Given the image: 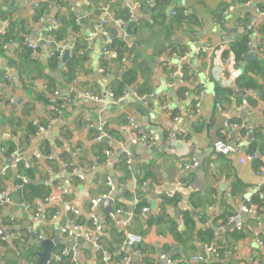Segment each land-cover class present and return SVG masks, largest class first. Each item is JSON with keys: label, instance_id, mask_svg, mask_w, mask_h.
Returning <instances> with one entry per match:
<instances>
[{"label": "crops", "instance_id": "1", "mask_svg": "<svg viewBox=\"0 0 264 264\" xmlns=\"http://www.w3.org/2000/svg\"><path fill=\"white\" fill-rule=\"evenodd\" d=\"M178 11L184 17L179 23L175 21ZM251 18L256 19L252 46L238 62L231 48L240 38L239 27ZM117 19L124 21L123 27ZM104 20L107 34L89 39ZM128 24L132 35L126 32ZM0 32H10L13 40L6 49L0 47V74L10 78L0 84V145L4 139L14 141L15 153L37 171L36 180L46 183L51 194L58 185L71 191L66 200L77 209L76 221L82 229L62 264H100L103 254L119 264H125L126 257L133 264H162L161 255L171 264H264V199L258 197L264 195V50L258 51L264 44V0H0ZM50 34L64 53L69 52L64 61V53L60 60L49 57ZM24 37L35 45L34 52L23 43ZM107 43L124 44L126 60L103 54ZM196 49L203 52L197 55ZM185 52L189 57L181 62L172 55ZM226 59L233 62L224 68L228 77L236 84L244 76L254 88L240 90L236 85L228 88L232 95L220 96L216 76ZM254 63H259L261 72L245 73ZM177 68L183 71L184 84L173 75ZM128 71L134 80L122 85ZM201 88L206 93L196 129L184 115ZM127 89L146 99L136 100L130 94L117 103H67L69 91L119 97ZM236 90L244 95L235 94ZM177 114L183 116L184 134L170 143L167 133ZM129 117L153 138V148L130 143V132L124 129ZM10 119L20 121L9 125ZM224 121L240 125L231 138ZM29 123L49 124L50 130L25 138ZM99 127L106 136L97 140ZM216 142H232L241 153L219 155L213 150ZM107 149L113 152L109 159L104 155ZM252 153H257V159L245 160ZM127 154L130 164L125 166L121 160ZM62 156L70 169L61 168ZM195 159L202 161L204 178L199 182L195 173L182 169ZM50 160L58 164L54 173L48 167ZM8 164L0 146V171ZM107 177L116 187L112 209L122 211L115 220L103 208L91 211V201L107 191ZM2 185L0 195L6 196L7 206L0 200V226L10 241L0 243V264H37L42 241H52L67 218L64 207L59 202L44 204L35 221V209L15 197L11 175ZM167 185L192 192L177 193L182 197L178 206L163 208L168 193L161 189ZM144 189L149 216L136 212L138 193ZM184 200L187 207L181 209ZM245 203L259 207V215L242 216L243 232L237 239L238 230L230 227L229 219ZM186 212L190 221L184 217ZM92 214L102 222L97 245L83 239ZM124 220H128L126 231L142 239L136 248H130L119 232ZM206 245H213L218 257L194 262ZM65 249L55 247L53 254Z\"/></svg>", "mask_w": 264, "mask_h": 264}, {"label": "built area", "instance_id": "2", "mask_svg": "<svg viewBox=\"0 0 264 264\" xmlns=\"http://www.w3.org/2000/svg\"><path fill=\"white\" fill-rule=\"evenodd\" d=\"M35 6L37 7L38 4L36 3ZM104 11H107L106 9H103ZM176 13L174 12L173 15H175ZM55 22V21H54ZM115 22L120 26L123 27L124 26V21L121 19H117L115 20ZM256 22L255 18H251L250 22L242 25L239 27V31L240 34L242 35H249V37H252V32L254 29V24ZM106 24L107 21H102V26L99 29V31L93 32L90 36L89 39H92L93 37H96V35L101 34V35H106L107 31H106ZM13 40L11 37H8L6 35V32H0V47L6 49L8 46H10L12 44ZM23 43L27 46V48H29L32 52L35 51V45H33L32 43L29 42V40L24 37L23 38ZM46 46L49 49V57L55 60H60L63 53H64V49L60 46H58L55 42L54 39L52 38V35L50 34L48 39L46 40ZM111 46L112 43H107L102 51L103 54L108 55L110 58L112 59H119L120 61L124 62L127 58V53H123L122 56L119 55V53L116 50H111ZM247 46L249 48H251L252 46V42L251 39L249 40ZM128 50H130L132 48V44L128 45ZM203 50L201 49H196L195 53L198 55L200 53H202ZM189 52H185L183 54H177V53H173L172 55L174 57H176L178 59L179 62L181 61H185L188 57H189ZM228 65H232L233 66V62L232 60L226 59L224 60L223 66L218 68V73L216 76V81L219 87L221 88H236V84L234 83L235 81L231 80L226 71H225V66ZM178 67V66H177ZM179 68V67H178ZM176 69L175 72L173 73L174 76L177 77L178 81L180 84H184L185 83V76L183 74L182 70ZM100 72H104L101 68H100ZM6 82H10V78L4 75L0 74V84H4ZM206 93V90L204 88H201L197 94L195 95V98L189 108V110L186 112V114L184 115L185 118H188L190 120H192L194 122V128L198 129L200 127L201 124V105H202V99L204 97ZM133 95L135 97L136 100H145L146 96L143 95H139L136 91H130V89L124 90L122 92V94L119 97H116L113 93H107L105 96H100V95H95L92 94L90 92L87 91H82V92H75V91H69L68 95H67V103H73L75 101H88L91 103H95V104H105V103H117L119 101L124 100L125 98H127L129 95ZM185 95L187 96V92H185ZM1 94H0V98H1ZM149 96H153L152 94H150ZM105 98L107 99V102L105 101ZM10 103H12L10 101ZM217 109L219 111H221V105L217 104ZM243 110L247 109V106H243L242 107ZM183 120V116L181 114H177L174 116L173 118V122L172 125L167 133V139L170 143H177L180 140V137L183 136L184 131L182 130V128L180 127V123ZM240 125H238L237 123H230L228 121H224L223 122V128L226 130L228 137H232L233 133L239 129ZM124 129H126L127 131L130 132V143L132 145H137L140 144L146 148H153L155 146V141L153 140V138L145 133L144 131H142L141 129H139L136 125L135 122L133 120V118L129 117L128 118V122L127 125L124 127ZM50 130V125L46 124V125H40L37 127L35 133L36 134H40V133H48V131ZM98 131L100 132V134L97 137V140H100L102 138V136H106V134L103 132V130L99 127ZM249 132L252 133V130L249 128ZM213 150L215 153L222 155V156H227L230 154H237L239 155L241 153L240 148L236 145H234L232 142L230 143H222V142H216L213 145ZM113 152L111 149H107L104 152L105 155V159H109L112 156ZM129 154H127L124 158L125 160V165L128 166L130 164V160H129ZM258 157L257 153H252L249 156L246 157L245 160L247 161H254L256 160ZM9 164L5 167L2 168V170L0 171L1 175H4L8 170H11L14 174L17 171L18 166L22 163V159L21 157L15 153L12 152L9 154ZM51 161V160H50ZM241 163H244L243 160H241ZM60 166L63 169H70L69 167L71 166L67 161H60ZM197 167V162L196 160H192L191 163H187V164H183L182 165V169L183 170H193ZM28 166L24 165L23 170H27ZM15 179L18 181V183L15 185V189L17 191H20L23 189L24 185L27 184L28 181V177L22 172L21 174H16ZM78 180H81L82 177L81 175L78 176L77 178ZM105 185L107 188V191L104 195H102L101 197L95 198L91 201V211L93 212L96 208V206L101 203L102 201L106 200V199H111L112 203L115 201L114 200V192L116 190V187L112 181L111 178L107 177L105 179ZM179 186H181V184H179ZM71 194V191L69 189H67L66 187H63L62 185H58L56 186V192L50 194L47 198H45L43 201H37L34 203V215L33 218L35 221L38 220L39 214H40V209L42 207V205L44 204H49L51 202H59L63 205L65 213L67 215V218L64 221V224H62L58 231L59 233L66 237V238H73V239H77L78 237H80L79 233L82 229L81 225L76 221V218L78 216V211L77 209L73 206L72 202H69L66 200L67 197H69V195ZM174 196V193H168L167 197L172 198ZM258 197L260 199H264V195L262 193H260L258 195ZM142 213H147L148 209L143 208L141 210ZM122 211L120 209H116L114 210L113 213H110V219L111 220H115L116 216H118L119 214H121ZM252 216V217H257L258 214V209L255 206H252L250 204H242L239 206V208L237 209V211L230 217L229 221L231 223H235V227L238 231L242 230L243 228V221H242V216ZM57 218V215H53L52 219L55 220ZM91 221V225L89 226L87 232L84 233L83 235V239L87 242H92V244L97 245V241L99 238V234H101L102 232V224L99 222V220L97 219V216L95 214H92L90 217ZM128 224V220H124L122 222H120V230L119 232L121 234H124L126 237V241H127V245L130 248H136L137 245H139L142 241L141 237L135 236L129 232L126 231V227ZM33 233L35 234V230L33 231ZM38 240H41V237L38 236ZM256 243L261 245V242L256 239L255 240ZM2 242H4V240H2ZM72 253V250L65 249L61 252L58 253H54L53 254V260L49 263V264H59L65 257L69 256ZM211 255H214L215 257H218V252L215 249V247H213V245H206L204 248V254L202 255H196L193 257V261L194 262H198V263H202V262H206L208 261V259L210 258ZM162 261H166V264H171V261L165 256V255H161L160 256ZM125 264H133L130 257H126L124 259ZM100 264H119L117 262L115 263H111L108 261V259L106 258V256L103 254L101 256V261Z\"/></svg>", "mask_w": 264, "mask_h": 264}, {"label": "trees", "instance_id": "3", "mask_svg": "<svg viewBox=\"0 0 264 264\" xmlns=\"http://www.w3.org/2000/svg\"><path fill=\"white\" fill-rule=\"evenodd\" d=\"M44 13V12H42ZM40 13L39 16L42 14ZM178 16L176 17L175 21L176 22H181V20L184 19V17H182V12L178 11ZM132 25L131 24H128L127 27H126V32L130 35L133 34V29H132ZM263 35L262 39H261V42L263 41V38H264V32L261 33ZM6 35L8 37H11V33L10 32H7ZM250 40V37L249 35H240V38L233 44L232 48H231V51L232 53L234 54V57H235V60L236 61H241L245 54L247 53L248 51V42ZM124 44L122 43H119V44H114L112 43V46H111V50H116L120 56H122L123 52H124ZM78 48V47H77ZM76 48V49H77ZM75 49V50H76ZM264 50V44H260V46L258 47V51L259 52H262ZM75 62V59H73L70 64H69V71H72L71 70V65H73ZM255 65L256 64H259V63H254ZM261 72L260 69H259V66L256 65V66H248L245 70V73L247 72ZM244 73V74H245ZM123 83L122 85H129L133 82L134 80V76L132 75L131 72H126L125 74H123ZM236 85H237V88L238 89H251V88H254V83L252 81H247L245 79L244 76H241L239 79H237L236 81ZM218 87V91L220 93V96L221 97H224V96H227V95H232L233 94V91L232 89H228V88H221L219 86ZM118 94L116 93V96ZM23 114L26 113V111L24 110L22 112ZM18 119L14 120V119H10L9 121V125H12L15 121H17ZM20 121V120H18ZM38 125H34L32 123H29L25 128V138H28L29 135H32L35 133L36 131V127ZM13 135V134H12ZM1 148L4 149V156L5 158L7 159L9 157V154L12 153V152H15V150L17 149V144L14 142V141H11L10 139H4L3 140V143L0 145ZM66 156H62V159L63 161H66V158H64ZM125 160L122 159L121 160V163L122 164H125L124 163ZM25 163H21L18 168H17V171L16 173L14 174L11 170H8L4 175L0 176V194H3L4 193V187L2 184H4V182L6 180H8V178L10 177L11 175V180L13 181V184L16 185L18 183V181L15 179V176L16 174H21L22 172L28 177V183L24 185L23 189L20 190V191H15L14 192V195L15 197H17L19 199V202L21 204H28L30 205L31 207H33L34 209V202H37V201H43L45 198H47L50 194H51V189L47 186H43V185H36L35 184V181H36V177H37V171H35L34 168H32L31 166L28 167L27 170H23V167H24ZM58 164L56 162H54V160L52 161H49L48 162V167L54 172H56L58 170ZM126 166V165H125ZM12 173V174H11ZM77 183V181H76ZM147 193V189H144L143 191H139L138 193V204L136 206V212L140 214L142 208H144L146 206V200L144 199V195ZM13 196V195H12ZM181 196L177 193L174 194V196L172 198H169V197H163V208H165L166 206H178L180 200H181ZM258 209V214H259V207L257 208ZM160 211L163 212V209L161 207ZM184 217L188 218L189 221H190V216H189V213L186 212L184 214ZM228 217V216H227ZM226 218L223 219V221L225 220L226 221ZM111 221L109 220H106V225L107 224H110ZM90 222H89V225L90 226ZM115 231V230H114ZM118 231V230H117ZM242 232L243 231H236L237 233V239H239L242 235ZM121 234V233H120ZM1 243V242H0ZM138 250V248H137ZM218 252V250H217ZM219 253V252H218ZM63 263V260L59 263V264H62Z\"/></svg>", "mask_w": 264, "mask_h": 264}, {"label": "water", "instance_id": "4", "mask_svg": "<svg viewBox=\"0 0 264 264\" xmlns=\"http://www.w3.org/2000/svg\"><path fill=\"white\" fill-rule=\"evenodd\" d=\"M46 39V36L44 37V40ZM128 40V39H127ZM69 55L68 51H65L64 55H63V61L65 59H67ZM258 60H262V58H258ZM235 94H240V95H244V92H241L239 90L235 91ZM106 139H104L103 141H105ZM26 159V158H25ZM27 160V159H26ZM197 162V167L193 170H191L192 173H195L197 175V182H199L200 180H202L204 178V174L202 173V161L200 159H195ZM27 164H30L29 162H27ZM36 185H43V186H47L46 183L41 182V181H35ZM162 191H165L167 193H182L183 195H188L189 193L192 192L191 188L188 189H182V188H177L174 185H167L162 187L161 189ZM155 200V197L153 198ZM0 200L3 201V205L7 206V204L5 203L6 200V196L5 195H0ZM187 207L186 205V200L183 201L182 205H181V209H185ZM103 208L105 209V212L108 213H113L114 210L112 209V200L111 199H106L104 201H102L101 203H99L96 208H95V212L100 209ZM149 211L146 213V216H149ZM100 223H102L100 221ZM230 227H235V223H231ZM103 230V229H102ZM4 240V241H10V238L7 237L6 235V231L4 229H2V227L0 226V242ZM58 246H63L66 248H70L74 246V239L73 238H67V239H63L61 237V235L59 234V231L57 230L55 232V237L52 241H48V240H44L42 241L40 247L42 248V252L41 253H37V257L39 258L38 263L37 264H49L52 260H53V251L55 247ZM177 250V248H175ZM170 258V257H169ZM166 261H162V264H165Z\"/></svg>", "mask_w": 264, "mask_h": 264}]
</instances>
